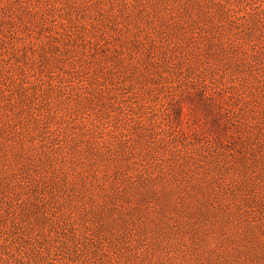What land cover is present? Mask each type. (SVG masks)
Masks as SVG:
<instances>
[{"label":"rangeland","instance_id":"rangeland-1","mask_svg":"<svg viewBox=\"0 0 264 264\" xmlns=\"http://www.w3.org/2000/svg\"><path fill=\"white\" fill-rule=\"evenodd\" d=\"M0 264H264V0H0Z\"/></svg>","mask_w":264,"mask_h":264}]
</instances>
